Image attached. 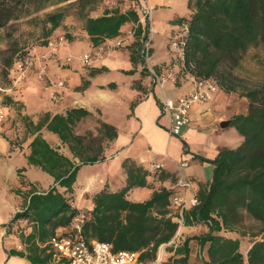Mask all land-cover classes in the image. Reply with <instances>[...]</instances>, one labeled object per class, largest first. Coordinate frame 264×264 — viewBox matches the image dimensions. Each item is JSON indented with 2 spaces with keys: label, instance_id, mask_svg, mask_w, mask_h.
Returning <instances> with one entry per match:
<instances>
[{
  "label": "trees",
  "instance_id": "trees-1",
  "mask_svg": "<svg viewBox=\"0 0 264 264\" xmlns=\"http://www.w3.org/2000/svg\"><path fill=\"white\" fill-rule=\"evenodd\" d=\"M19 1L0 0V26L12 16L13 5ZM131 1H134L132 6L122 10L117 6L105 7L98 15H85L83 28L88 39L99 44L104 38L116 35L124 22L136 20L137 0ZM187 6L192 11L187 16L176 18L186 23L183 48L186 68L195 75L212 76L226 91L235 90L229 79L231 74L225 67L236 63L249 45L264 43V0H187ZM61 16V11L45 15L48 22L46 32L59 24ZM145 35L146 24L138 23L131 41L125 44L131 63L141 64L139 50ZM8 63L6 61V65ZM141 69L146 74L143 66ZM238 95L246 98V108L232 114L230 124L241 139L235 146L218 147L212 158L198 156L212 164L211 175L208 180L198 182L195 187L197 202L186 207L184 212V223H201L205 225V231L167 244L176 227L168 207L169 195L178 188L160 184L143 200H130L125 193L133 186L149 184L147 176L173 180L175 176L163 168L150 170L132 158L124 157L120 162L124 183L115 190H110L104 183L90 194L91 207L80 209L87 214L82 223L84 237L108 241L114 251H137V259L142 261L153 259L162 244V251L167 255L157 264H191L190 240L193 239L199 262L243 264L244 253L240 250L239 239L222 231L244 234L238 227L247 214L255 220V230L250 231L252 239L245 251L246 264H264V80L245 87ZM4 99L14 103L9 95ZM87 112L82 107H70L63 114L53 113L48 117L46 113L35 123H26L31 130H37L44 124L77 157V161H72L50 146L39 133H35L28 143L27 162L39 166L53 177L51 185L37 189L23 177L21 168L17 169L19 186L16 192L22 196V206L13 212L8 223L20 217H24L27 223L17 231L24 249L10 248L8 252L24 255L31 264H48L51 251L45 240L56 226L66 225L79 211L70 205L69 194L77 168L104 158L100 148L92 150L89 141L83 142L85 136L72 131L73 121ZM97 132L111 138L115 129L100 121ZM27 225L29 229L23 232L22 228Z\"/></svg>",
  "mask_w": 264,
  "mask_h": 264
},
{
  "label": "crops",
  "instance_id": "crops-1",
  "mask_svg": "<svg viewBox=\"0 0 264 264\" xmlns=\"http://www.w3.org/2000/svg\"><path fill=\"white\" fill-rule=\"evenodd\" d=\"M151 5V54L150 62L154 65L169 62L175 73L174 82L163 85L162 93L175 96L190 87V76L182 70L180 62L173 57L167 47L169 36L180 29L178 16H187L192 8L187 6V0H181L183 8L180 13L170 11V4L176 0H147ZM122 10V8H120ZM154 15H153V11ZM102 12L92 9L86 15L94 16ZM85 17H83L84 22ZM131 21L120 25L118 33L121 34L130 27ZM116 34V35H117ZM115 36V35H114ZM113 37V36H112ZM111 37H106L108 40ZM132 37H127L129 43ZM93 44L83 28L71 32L66 38L65 47L60 49L58 58H47V69L51 75L63 78L64 85L56 99L48 97V92L41 80L35 76V67L27 73L22 85L11 98L14 103L7 107V118L3 124L14 123L16 119L28 130L25 143L21 147H10L8 142L0 136V264H31L24 256L9 253L10 248L24 249V243L19 240L17 231L24 225L14 219L9 222L13 212L22 206V196L16 192L19 186L17 169L37 189H45L53 183V177L39 166L27 162L29 141L35 133H39L50 146L77 161L57 134L42 124L37 130H31L26 123H35L44 114L50 117L53 113H64L70 107H82L88 112L74 120L72 131L84 137L83 142L89 141L91 149H101L104 158L92 163L81 164L75 174L69 194L70 205L76 209L86 210L91 207L90 194L98 190L105 183L110 190H115L124 183V173L120 162L124 157H130L147 169H153L152 163L160 162L163 168L175 176L178 160L185 159L186 165L182 171L194 186L198 182L210 178L212 164L200 160L198 156L212 158L222 145L235 146L241 137L230 124L231 115L245 111L246 98L233 90H224L221 87L205 102L195 103L189 111V121L182 127L179 134H170L166 131L167 115L160 112L158 97L161 91L149 83L147 74L142 72L139 62L131 63L128 57V47L118 46L109 51L101 60L89 66H82L75 59L69 62L62 60L69 52L80 53ZM73 48V49H71ZM73 51V52H71ZM19 106V107H18ZM18 107V109L16 108ZM15 113V116L12 115ZM229 119L228 123L220 126L219 122ZM21 121V122H19ZM100 121L112 125L115 134L111 138L101 136L97 130ZM17 123V124H18ZM87 131H90L88 133ZM100 135V136H99ZM6 155V157H2ZM8 178L12 185L3 189V182ZM149 184L133 186L125 195L130 200H143L147 198L153 188L158 185L174 187L175 180L170 177L163 179L147 176ZM12 187L11 190H9ZM175 188V187H174ZM62 189V187H60ZM185 197L186 191L177 189ZM27 227V226H26ZM65 225L56 226L54 230H63ZM180 237L206 230L201 223H184L181 227ZM223 234L237 237L239 247L240 236L234 231H222ZM21 247L17 248L16 244ZM251 241L248 242L246 249ZM191 255L196 256L197 245ZM204 257V250H201ZM197 257V256H196ZM162 258V257H161ZM201 263V262H198ZM48 264H69L65 258L52 256Z\"/></svg>",
  "mask_w": 264,
  "mask_h": 264
},
{
  "label": "built area",
  "instance_id": "built-area-1",
  "mask_svg": "<svg viewBox=\"0 0 264 264\" xmlns=\"http://www.w3.org/2000/svg\"><path fill=\"white\" fill-rule=\"evenodd\" d=\"M137 18L131 22L127 31L117 34L108 40L75 54L67 52L62 60L69 62L75 59L82 66H89L101 60L112 49L125 45L127 37H132L138 23L146 24V35L141 41L140 57L141 66L144 67L151 86L157 87L161 91L158 97L160 112L167 115L165 129L170 134H179L182 127L189 121V111L193 104L207 101L213 93L219 89V85L212 76H199L191 73L183 62V48L185 44L186 23L181 22L180 30L172 33L167 41V47L173 57L180 62L179 67L185 70L190 76V87L175 96H167L162 93L163 85L167 82H174L175 72L169 62L154 65L150 62L151 54V5L147 0H137ZM66 45V38L58 33L45 38L43 44H31L24 48V51L16 55L8 69V85H0V127L3 126L7 118V107L4 103V96L12 88L22 85L27 73L35 67V76L41 80L47 89L48 96L54 100L58 97L64 85L63 78L59 75H51L47 69V58H58L57 54ZM162 163L154 162L152 167H160ZM186 165L185 159L178 160L175 172V186L186 191L184 197L179 190L169 195L168 207L172 211V219L176 222V227L167 244H174L180 236V227L184 224L185 208L197 202L195 186L192 181L184 175L182 167ZM87 218L83 210L77 211L65 225L63 230H55L50 234L44 243L51 251L52 256L67 259L69 264H157L161 260V246L157 248L153 259L142 261L137 259V251L119 249L112 250L111 243L104 240L86 239L82 233V223ZM27 223L24 217L17 219ZM23 227V226H22ZM29 226L22 228L26 232ZM21 247L20 243L16 244ZM243 264H246L244 252ZM204 264V263H195Z\"/></svg>",
  "mask_w": 264,
  "mask_h": 264
},
{
  "label": "rangeland",
  "instance_id": "rangeland-1",
  "mask_svg": "<svg viewBox=\"0 0 264 264\" xmlns=\"http://www.w3.org/2000/svg\"><path fill=\"white\" fill-rule=\"evenodd\" d=\"M132 3L134 1L131 0H21L14 4L12 16L0 26V85H8V69L11 66L12 59L22 53L27 45H41L47 36L58 33L63 34L67 38V35L70 36L71 32L79 31L83 24V17L92 9L101 11L105 7L110 8L113 6L125 9L128 6H132ZM182 8L181 0H176L173 4H170L168 9L175 13H180ZM52 11H61L62 16L59 24L51 31L46 32L48 22H46L45 15ZM154 12L155 10L153 15ZM64 50H67L65 46ZM176 60L178 61L177 58ZM6 61L9 62L7 65ZM225 68L231 74L229 79L234 83L235 90L233 91L237 93L245 87L261 83L264 80V43L249 45L239 56L236 63L232 66L226 65ZM17 89L18 87L12 88L8 95L10 97L14 94L16 95ZM4 103L10 104V102L5 101ZM244 106L246 105L243 103L242 107ZM18 107L16 108L18 109ZM12 115L15 116V113ZM17 123L16 119V124L14 122L7 125L6 128L0 127V136L6 139L10 147H16L17 145L21 147L25 143L26 134L28 133V130L21 123L20 125ZM2 157H6V155ZM2 184V190H5L6 186L12 185V182L6 178ZM25 187L28 186L25 185ZM11 189L12 187L9 190ZM238 229L244 233L239 234L241 239L240 250L244 253L248 242L252 239L250 231L255 230V220L245 214ZM180 239L181 237L179 236L178 241ZM190 245L192 252H194L196 243L193 239L190 240ZM165 252L161 249V259L167 255ZM190 261L191 264H195L199 262V259L191 255Z\"/></svg>",
  "mask_w": 264,
  "mask_h": 264
},
{
  "label": "water",
  "instance_id": "water-1",
  "mask_svg": "<svg viewBox=\"0 0 264 264\" xmlns=\"http://www.w3.org/2000/svg\"><path fill=\"white\" fill-rule=\"evenodd\" d=\"M229 119H223L219 122V125L222 126V125H225L226 123H228Z\"/></svg>",
  "mask_w": 264,
  "mask_h": 264
}]
</instances>
